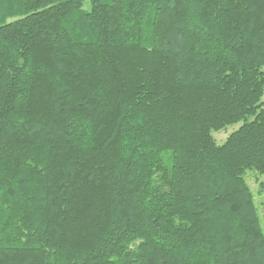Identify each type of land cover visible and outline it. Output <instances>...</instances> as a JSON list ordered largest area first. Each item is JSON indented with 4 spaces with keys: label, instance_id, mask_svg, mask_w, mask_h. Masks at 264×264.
I'll return each mask as SVG.
<instances>
[{
    "label": "trees",
    "instance_id": "16d2710c",
    "mask_svg": "<svg viewBox=\"0 0 264 264\" xmlns=\"http://www.w3.org/2000/svg\"><path fill=\"white\" fill-rule=\"evenodd\" d=\"M248 172L264 0H0V264H264Z\"/></svg>",
    "mask_w": 264,
    "mask_h": 264
},
{
    "label": "rangeland",
    "instance_id": "374dc122",
    "mask_svg": "<svg viewBox=\"0 0 264 264\" xmlns=\"http://www.w3.org/2000/svg\"><path fill=\"white\" fill-rule=\"evenodd\" d=\"M240 124L229 126L226 129L213 133V137L218 144H222L230 133L237 130ZM248 172L245 176L246 182L250 187L255 199V204L258 209L262 230L264 232V176L259 177L258 175Z\"/></svg>",
    "mask_w": 264,
    "mask_h": 264
}]
</instances>
